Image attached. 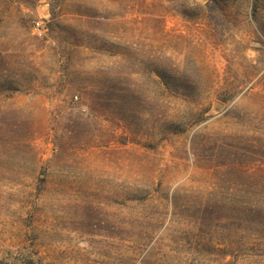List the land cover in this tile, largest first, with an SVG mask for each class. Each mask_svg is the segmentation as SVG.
Returning a JSON list of instances; mask_svg holds the SVG:
<instances>
[{
	"label": "rangeland",
	"instance_id": "1",
	"mask_svg": "<svg viewBox=\"0 0 264 264\" xmlns=\"http://www.w3.org/2000/svg\"><path fill=\"white\" fill-rule=\"evenodd\" d=\"M0 264H264V0H0Z\"/></svg>",
	"mask_w": 264,
	"mask_h": 264
},
{
	"label": "built area",
	"instance_id": "2",
	"mask_svg": "<svg viewBox=\"0 0 264 264\" xmlns=\"http://www.w3.org/2000/svg\"><path fill=\"white\" fill-rule=\"evenodd\" d=\"M37 31L39 34H43V26L40 22L37 23Z\"/></svg>",
	"mask_w": 264,
	"mask_h": 264
}]
</instances>
